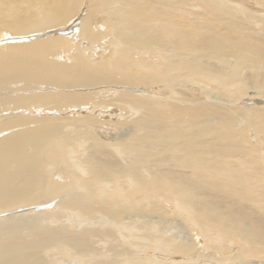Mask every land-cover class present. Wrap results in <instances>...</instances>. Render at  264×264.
Instances as JSON below:
<instances>
[{
	"label": "bare ground",
	"instance_id": "obj_1",
	"mask_svg": "<svg viewBox=\"0 0 264 264\" xmlns=\"http://www.w3.org/2000/svg\"><path fill=\"white\" fill-rule=\"evenodd\" d=\"M0 264H264V0H0Z\"/></svg>",
	"mask_w": 264,
	"mask_h": 264
},
{
	"label": "rangeland",
	"instance_id": "obj_2",
	"mask_svg": "<svg viewBox=\"0 0 264 264\" xmlns=\"http://www.w3.org/2000/svg\"><path fill=\"white\" fill-rule=\"evenodd\" d=\"M166 227H167L169 230H171L172 232L175 233V228H174L173 226L167 224ZM225 248H227V247L225 246ZM166 257H167V255L163 256V258H166ZM178 257H179V256H176V257H175V260H176V259H179V260H180V258H178ZM209 258H213V256H212V255H209Z\"/></svg>",
	"mask_w": 264,
	"mask_h": 264
}]
</instances>
